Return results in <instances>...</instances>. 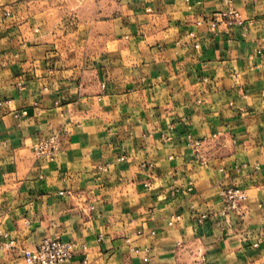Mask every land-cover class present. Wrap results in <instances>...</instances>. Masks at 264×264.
<instances>
[{"label": "crops", "instance_id": "crops-1", "mask_svg": "<svg viewBox=\"0 0 264 264\" xmlns=\"http://www.w3.org/2000/svg\"><path fill=\"white\" fill-rule=\"evenodd\" d=\"M235 7L0 0V264L45 238L63 264H264V0Z\"/></svg>", "mask_w": 264, "mask_h": 264}, {"label": "built area", "instance_id": "built-area-1", "mask_svg": "<svg viewBox=\"0 0 264 264\" xmlns=\"http://www.w3.org/2000/svg\"><path fill=\"white\" fill-rule=\"evenodd\" d=\"M81 2L91 0H79ZM98 1V0H93ZM227 5L225 11L219 12L211 21L212 27L215 28L219 22L223 21L228 24L229 27L239 23L241 21V15L235 7V0H224ZM198 46V45H197ZM27 112L24 111L23 115ZM201 145L200 141H195L194 146L198 147ZM38 151L40 153L50 152L52 156L57 151V144L54 138L49 142H45L38 145ZM225 200V206L223 209V215H227L232 211L239 209L241 203L247 199V194L237 188H227L223 192ZM206 216H204L205 218ZM179 219V216H174L170 222L171 225L174 221ZM3 236L8 237L7 234ZM11 241L8 246H11ZM76 253V245L73 242L64 241L62 239L45 238L35 248L25 249L23 253V259L25 264H63L70 261Z\"/></svg>", "mask_w": 264, "mask_h": 264}]
</instances>
